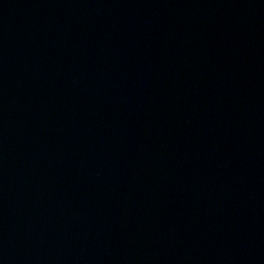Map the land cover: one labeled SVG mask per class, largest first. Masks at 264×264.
Masks as SVG:
<instances>
[{"label":"water","instance_id":"95a60500","mask_svg":"<svg viewBox=\"0 0 264 264\" xmlns=\"http://www.w3.org/2000/svg\"><path fill=\"white\" fill-rule=\"evenodd\" d=\"M0 264H264V0H0Z\"/></svg>","mask_w":264,"mask_h":264}]
</instances>
